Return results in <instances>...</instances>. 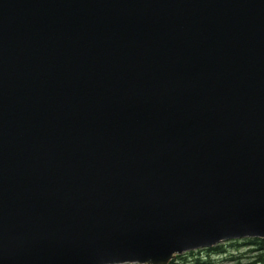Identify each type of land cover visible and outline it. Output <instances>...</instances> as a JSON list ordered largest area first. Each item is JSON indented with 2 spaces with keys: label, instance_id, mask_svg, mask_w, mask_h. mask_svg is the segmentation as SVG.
<instances>
[{
  "label": "water",
  "instance_id": "1",
  "mask_svg": "<svg viewBox=\"0 0 264 264\" xmlns=\"http://www.w3.org/2000/svg\"><path fill=\"white\" fill-rule=\"evenodd\" d=\"M247 239H264V0H0V264Z\"/></svg>",
  "mask_w": 264,
  "mask_h": 264
},
{
  "label": "rangeland",
  "instance_id": "2",
  "mask_svg": "<svg viewBox=\"0 0 264 264\" xmlns=\"http://www.w3.org/2000/svg\"><path fill=\"white\" fill-rule=\"evenodd\" d=\"M244 240L241 241H233L237 242L235 245L230 246L229 242H223V248L226 249V255L222 256H213L208 254V252L203 251L204 249L191 251L192 253L189 254L188 252L179 255L180 259L177 260L176 258L173 259L177 264H195V260L198 263H210V264H231L232 262H236L237 260H233V258L228 259V254H233L234 257H239L248 247L243 245ZM220 244V245H221ZM231 256V255H230ZM232 260V261H230ZM241 262H247V258H240ZM239 260V261H240Z\"/></svg>",
  "mask_w": 264,
  "mask_h": 264
},
{
  "label": "trees",
  "instance_id": "3",
  "mask_svg": "<svg viewBox=\"0 0 264 264\" xmlns=\"http://www.w3.org/2000/svg\"><path fill=\"white\" fill-rule=\"evenodd\" d=\"M243 245L248 248L239 256L234 257L233 254H228V259L233 258V260H237L236 262H232L231 264H264V239H247L243 241ZM237 242H230V246L235 245ZM203 251L208 252L213 256H222L226 255L227 251L223 248V244L215 245L211 248L204 249ZM192 252H189L191 254ZM231 255V256H230ZM240 258H247V262H241ZM177 260L180 259L179 256L176 257ZM240 260V261H239ZM232 261V260H230ZM168 264H177L175 261H170ZM195 264H210V263H198L195 260Z\"/></svg>",
  "mask_w": 264,
  "mask_h": 264
}]
</instances>
